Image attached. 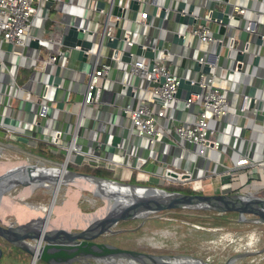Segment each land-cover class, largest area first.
Instances as JSON below:
<instances>
[{"label":"crops","instance_id":"0c3cea01","mask_svg":"<svg viewBox=\"0 0 264 264\" xmlns=\"http://www.w3.org/2000/svg\"><path fill=\"white\" fill-rule=\"evenodd\" d=\"M76 1L71 0V7L67 9L64 7L65 2L57 6L64 16L60 21H54L59 26L53 36H48L50 31L46 35L47 25L50 22L48 17L52 7L50 5L46 11V18L33 31L39 37L37 46L10 45L0 37V131L6 133L5 136H0V147L22 153L27 159H34L32 161L44 158L43 151L34 149L36 145L40 148L44 144L51 153H57L58 151L51 145L53 136L47 135V132L51 129L54 130L55 127L71 130L76 120L75 112L79 110V102L85 89L88 72L93 69L95 64L97 66L101 61H107L111 62V68L100 81L102 88L100 102L84 108L83 124L87 129V137H78V143L83 145L85 139L89 140L91 149L84 152L86 159L83 164L89 159L88 153L98 152L99 155L114 162L113 167L116 168L117 176L113 177L121 180L130 179L133 170H136V176L148 177L147 179L152 183L164 185L168 181L163 179L161 174L166 171L167 167L178 170L189 169L192 172V178L182 185L184 187L188 185L191 187L190 190L196 187L194 192L240 191L264 196V165L257 170L246 169V167L234 168V161L240 152H245L250 158L264 157V0L246 2L249 9L245 13V18L250 19L251 24L255 27V31H247L250 33V37L246 40L238 37L240 32L245 30L242 28L243 23L245 24L244 19H241L239 26L233 27H225L214 22L211 24L213 35L217 31L222 34L225 31L228 34H234L236 47H241L244 41H248L249 50L245 52L240 70H237L234 56L228 58V51L223 45L219 54H214L218 43L216 39L200 41L197 44L198 48L192 47L189 42H184L181 45L172 43L170 39H165L171 37L167 32L169 25L172 27L174 25L170 20H167L168 24L164 25L166 20L163 21L156 15V11L158 5L167 4L168 0H157L155 5H140V7L148 9L147 19L152 24L154 19L160 18V25L166 28L160 32L159 26L153 25L154 28L148 27L146 32L148 33L151 28L150 40L154 38V42L158 40V37H163L164 41L161 47L170 50L169 62L174 73L179 76L196 77L198 71L193 69V60L202 56L206 60L203 62L209 63L210 72H215L216 83L227 92L230 113L222 118L212 115L208 118L210 127L214 129L211 136L218 138L220 145L218 149H209L206 153L207 157L194 153L195 146L181 139L173 131V123L190 122L196 113V105L189 108L184 106V91L181 97H177V102L167 108L166 115L159 118V122L163 126V135L156 142L148 143L146 139L130 133V120L123 114L122 108L123 103L129 100L128 92L124 93L121 90L122 84L126 81L141 88L146 84L144 77L128 73L129 64L121 59L113 62L110 58L113 48L106 45V40L99 48L100 32H96L94 35L91 52L87 54V58L83 62L76 58V50L70 49L64 44L50 41V39L59 38L66 31L67 23L69 25L73 22L86 24V21L81 22L79 15L73 13V11L81 12L74 4ZM178 1H183V7L187 9L192 3L193 13L200 14L204 18L207 15V10L204 12L202 8L211 2L210 0H175L174 2L177 4ZM71 14L74 15L73 20L70 19ZM136 16L134 12L131 18ZM131 18L128 21H119L120 26L129 27L128 24L131 22L129 27L132 29L131 38L137 42L142 40L144 44H149L150 41L145 42V36H141L139 32L141 25ZM95 23H92V28L95 31H101L103 20L97 22L100 26ZM258 35L261 37V43L256 42ZM192 40L194 39L190 38V42ZM226 40L227 36L224 38V42ZM67 49H69V53H66ZM93 51L99 53L96 54ZM50 54H56L54 62L46 60ZM256 54H258V60L253 63L252 59ZM144 58L141 55H133L131 61ZM231 67L233 68V77L228 78ZM54 75L61 76L59 82L53 83ZM45 83H48L45 100L50 105L49 114L46 117L38 118V102L42 100L40 93L44 90ZM249 92L252 95V102H248V107L243 112L248 116L247 122L244 123L243 116L238 113V107L242 93ZM74 116L75 120H73ZM113 125L115 131L119 130L121 137H125V144L121 145L125 149L124 151L126 152V149L132 151L133 145H137L139 154L146 158L140 169L131 167L133 158L127 156L121 147L115 148L104 143L106 134H103V131L108 128L112 129ZM81 130L82 126L79 132ZM245 185L246 188H244ZM4 209L5 207H0V213L4 212ZM10 212L14 214L15 219L17 210L14 208ZM18 217L23 219L25 216L20 211ZM4 220L6 219L4 218ZM20 251L24 253L22 257L7 256L1 260L2 253L0 264H31V256L21 249ZM34 264L48 263L38 259Z\"/></svg>","mask_w":264,"mask_h":264},{"label":"water","instance_id":"95a60500","mask_svg":"<svg viewBox=\"0 0 264 264\" xmlns=\"http://www.w3.org/2000/svg\"><path fill=\"white\" fill-rule=\"evenodd\" d=\"M226 1L223 10L212 9L209 11L210 18L219 21L227 26H239L241 18L237 15L230 18L228 11L230 4ZM84 0H82V3ZM52 0H47L45 6L49 7ZM98 6H103V1L98 2ZM183 7V1H178L176 8ZM129 8L136 9L137 1L130 0ZM193 9V4L189 6V12ZM124 10L120 11L123 13ZM114 13H119V8L114 6ZM158 16L175 22L193 23L196 22L193 15H181L162 7ZM205 19H200L204 23ZM169 32L172 43L183 44L184 38L176 32ZM121 28L116 27L112 38L106 39V45L112 48L120 47ZM163 37H158L157 47L163 44ZM257 43H261L260 35L257 36ZM39 37L28 40L27 45L37 46ZM62 43L70 49L76 50V58L81 62L86 60L87 52L93 43L91 31L83 32L74 24L68 25L66 31L62 33ZM154 38L149 44L139 41L133 45L120 47L119 59L129 64L133 55H141L149 59L151 67L155 55L152 45ZM79 45V48H75ZM222 44L218 41L214 54H219ZM242 47H233L227 50L228 58L234 56L237 70H240L245 52ZM258 54L254 55L252 62L256 63ZM1 67V64H0ZM193 69L205 73L210 72L208 62H200L198 57L193 60ZM233 77V68L229 69L228 78ZM191 78L180 75L175 96L181 97L184 91V98L190 92L200 90L198 82L191 83ZM60 75L53 76V83L59 82ZM163 78H161V81ZM128 88V89H127ZM122 92H129V87L122 84ZM128 90V91H127ZM251 94V92H249ZM123 114L128 118L129 113ZM127 127L126 125L124 126ZM117 128V127H116ZM106 134L105 144L119 148L124 145L125 137H121L120 131L113 128L104 130ZM127 139V138H126ZM122 148V147H121ZM124 150V148H122ZM80 180V187L89 189L91 193L103 200V207L99 212H74L68 218V222L57 225L49 224L50 216L29 213L23 219L15 216L14 221L0 219V241L6 245L19 248L31 256V264L40 259L48 264H74L80 258H91L94 262L88 264H215L198 258L185 255L157 254L135 249H128L116 246L112 243L97 240V238L112 231L113 227L120 221L145 218L146 216L165 210L190 209L204 211L210 215L223 216L224 218L237 216V220L264 225V196L240 191L222 192H194L183 190H169L156 184H139L131 181L121 180L114 177H107L95 173L72 169L68 167L65 160L60 164L46 163L42 160L36 161H4L0 159V200L4 193L16 185L35 188L37 186L51 187L50 206L55 202L61 186ZM93 185L94 187L91 188ZM1 206V205H0ZM3 207V206H2ZM14 208V207H13ZM11 211V209H9ZM30 211V210H29ZM31 212V211H30ZM79 216V218H77ZM79 220V221H78ZM264 252V238L260 248L238 252L227 257L222 264H234L241 257L251 256ZM2 251L0 249V256ZM83 263V262H82ZM76 264V263H75ZM85 264V263H83Z\"/></svg>","mask_w":264,"mask_h":264},{"label":"built area","instance_id":"2783aa9c","mask_svg":"<svg viewBox=\"0 0 264 264\" xmlns=\"http://www.w3.org/2000/svg\"><path fill=\"white\" fill-rule=\"evenodd\" d=\"M47 0H0V37H2L8 44L17 46H26L28 40L35 38V28L39 27L41 21L46 18V11L49 7L45 6ZM103 1V6L99 7L98 2ZM137 8H129L130 0H77L74 4L78 8L82 9V15H79L81 22L86 24H74L78 28H81L83 32L91 31L93 37L96 32H100L101 42L99 48L105 43L107 38H112L117 26L121 28L120 41H124L126 45H133L137 41L131 38L132 29L129 27H121L119 21H128L129 11L136 13L135 18H131L139 25H145L146 27H153V24L148 17V9L140 7L142 4H157V0H136ZM175 0H168L167 4L158 5L156 15L159 14V10L164 7L167 10L173 12H179L181 15H193L196 22L186 23L185 29L180 31L178 26L181 22H175L171 28V32H176L182 35L184 42L192 47L198 48L197 44L200 41H220L225 45L227 50H231L235 47L234 34H228L226 31L218 38H215L212 32V23L221 24L219 21L212 20L209 15V11L212 9L223 10L226 1L224 0H210L212 5L207 10V15L204 18L200 14L193 13V9L189 12V8L182 7L176 8ZM254 0H227L230 7L228 16L230 18L235 15L244 19L242 28L246 31H255V27L251 24L250 19H246V12L249 7L246 2ZM67 3L63 0H52V4H56V7L60 3ZM175 3V4H174ZM117 6L119 13H114L113 8ZM201 6V5H199ZM194 7V6H193ZM123 13H120V11ZM128 11V12H127ZM93 16V17H92ZM204 18L205 22L200 23L199 20ZM248 18V17H247ZM70 19H74V15H70ZM103 20L101 31H95L92 28V23L100 22ZM164 21L165 18H162ZM208 21V22H207ZM95 23L100 26L99 23ZM69 25V23H67ZM227 27V25L222 24ZM159 30L164 31L166 28L163 25H159ZM100 30V29H99ZM141 36H145L142 33ZM227 36V40L224 42V38ZM190 38L194 39L190 42ZM53 43H62V35L57 39H50ZM142 42V40H141ZM75 48H79V45H75ZM242 50L248 49V41H244L241 46ZM152 49L155 52L151 67L149 66V59H135L129 63L128 73L138 76L142 75L146 81L144 87H139L136 84L126 82L129 87V100L125 101L122 105L124 111L129 113L130 120V133L135 136L144 138L148 143H154L163 135V126L159 122V118L166 115L167 108L170 105H174L177 102V96L175 91L178 85L179 75L174 73L170 67V50L164 47H157V40L152 45ZM99 50V49H98ZM87 54L91 52V48L85 50ZM120 47L113 48V53L110 58L114 62L119 60ZM96 54L99 52L93 51ZM63 53V52H62ZM69 53V49L66 50ZM56 54H50L47 57V61L54 62ZM200 62L206 61L204 57L199 56ZM111 68V62L101 61L97 66H93V69L88 72L85 89L82 93L81 101L79 102V110L75 112L76 120L71 127V130H65L60 127L54 128L53 140L51 142L58 153H64V160L66 163L70 162V155L74 152L82 153V144L78 143V137H87V129L83 124V118L85 116L84 108L100 102L102 88L100 81L108 74ZM215 72L205 73L199 71L196 77L191 78V83L195 80L198 82L200 90L197 92H190L187 98H183V104L186 108L193 105L197 106L194 118L190 122L185 123H173L172 128L176 135L181 139L193 144L195 146L194 153L206 156L209 149H218L220 140L216 137H212L211 134L214 129L209 125V116L212 115L216 118H222L226 114L230 113L229 100L227 92L221 86L216 83ZM161 78L163 80L161 81ZM44 90L40 93L42 100L38 102L37 115L38 118L46 117L49 114V103L46 102V90L48 83H45ZM264 86V84H263ZM142 89V90H141ZM142 92V93H140ZM252 95L249 93H242L241 101L238 107V113L243 116L244 123L247 122L248 116L243 112L248 107V102H252ZM81 132L79 130L81 129ZM161 126V127H160ZM166 130L167 128L164 127ZM100 144V143H99ZM101 147V146H99ZM98 147V150H99ZM137 145H133L132 151L126 149L125 154L129 157L132 156L131 167L140 169L146 158L139 154ZM1 152V147H0ZM89 159L85 161L86 164L93 167H104L110 169L114 166V162L107 157H103L96 153H88ZM264 165V157L250 158L245 152H240L238 157L234 161V168H244L257 170ZM162 178L168 182L185 184L192 178V172L188 169L178 170L173 168H166V171L161 174Z\"/></svg>","mask_w":264,"mask_h":264},{"label":"rangeland","instance_id":"374dc122","mask_svg":"<svg viewBox=\"0 0 264 264\" xmlns=\"http://www.w3.org/2000/svg\"><path fill=\"white\" fill-rule=\"evenodd\" d=\"M64 1L68 2L64 3V7H66V9L71 7V0ZM210 6L211 2L209 5L203 7L202 11L206 12ZM78 9L82 12L81 8ZM81 12L73 11L76 15H82ZM129 14L132 17L134 11H129ZM63 16L64 14L61 10L59 11L57 9L56 4L52 5L48 13L50 22L47 25L48 29L46 31V35L48 31H50L48 36L54 35L57 26H59L54 21H60ZM160 21V18L154 19L153 25L159 26ZM166 24H168L167 20L164 22V25ZM128 26H131V22H129ZM178 29L183 31L185 29V24L180 23ZM147 30L148 27L146 29L145 25H141L139 28V32L141 34H146L145 42L150 41L151 28L148 33L146 32ZM221 35L222 33L217 31L214 36L220 37ZM238 37L246 40L250 37V33L246 30H242ZM124 46L127 45L124 41H122L120 47ZM225 60L227 61V58ZM73 120H75V116L73 117ZM53 133L54 130L51 129V131L47 132V135L53 136ZM5 134L3 131H0L1 137L5 136ZM42 145L43 146L40 148L38 145L34 148L35 150L40 149L41 152H44V155H42L44 158H40L38 160L57 165L64 160L65 154L63 152L60 154H57L58 152L51 153V151L46 149L44 144ZM90 149V142L85 139L82 145V151L87 152ZM84 157V154L74 152L70 155L71 163H67V165L74 164L76 165L75 167H77L76 169H82L88 165L86 163L83 164L86 159V157ZM0 159L4 161H13L15 163L26 160H34L27 159L22 153H17L16 151L8 148H1ZM91 170L94 171L92 168ZM115 170L116 168L112 166L110 170L111 173L108 171L111 177L117 176ZM133 171L134 172L131 174L130 179H127L126 181L154 185V183L147 179L148 177L145 178L138 175L136 176V170ZM80 183V180H76L73 183L61 186L54 202L57 209L51 213L49 224L57 225L59 223H63L64 221L68 222V218L72 216L74 212L78 211L87 214L91 212L98 213V210L103 207V200L94 196L89 189L80 187ZM164 185L168 186L169 183L166 182ZM158 186L163 187V185ZM189 188L191 187L187 185L184 187L183 191H194L197 189L196 187L191 190ZM244 188H246V185ZM31 189L32 190L30 191V189H27L26 186L16 185L4 193L5 198L1 202L0 206L5 207L4 212L0 213L3 219L5 218L6 220L14 221V214L8 211L14 206H16L18 210L21 209V212L25 215L27 214L28 216L29 213H32V215H42L44 208L47 209L51 202V187L37 186ZM7 207L8 210H6ZM18 210L16 213L17 218H19L18 214L20 212ZM263 238V224L239 221L237 220L236 215L225 218V220L222 221H214L213 218L210 217V214L204 211L174 209L153 213L145 218L120 221L113 227L112 231L100 235L97 240L112 243L122 248L157 254L185 255L215 264H222L227 257L232 254L244 252L256 247L260 248L263 243ZM1 246H3L1 260L5 257L7 258V256L22 257L24 254L19 248L3 244H1ZM87 261L92 263L94 262L91 258H80L76 260L75 263L83 264L82 262H85V264H88L86 263ZM234 264H264V252L255 255V257H241L235 261Z\"/></svg>","mask_w":264,"mask_h":264},{"label":"trees","instance_id":"16d2710c","mask_svg":"<svg viewBox=\"0 0 264 264\" xmlns=\"http://www.w3.org/2000/svg\"><path fill=\"white\" fill-rule=\"evenodd\" d=\"M68 166L71 168H74V169L77 168V167H75L76 165H74V164H69ZM91 168L94 171H92ZM79 170L92 172V173L102 175V176L111 177V175L109 174V172L111 173L110 169H106L104 167H93L91 165H86V167L79 169ZM163 187L166 189H169V190H183L184 189V186L180 183H169L168 186L163 185ZM210 217H212L214 221L225 220V218L223 216L210 215ZM123 221H125V220H123Z\"/></svg>","mask_w":264,"mask_h":264},{"label":"bare ground","instance_id":"6f19581e","mask_svg":"<svg viewBox=\"0 0 264 264\" xmlns=\"http://www.w3.org/2000/svg\"><path fill=\"white\" fill-rule=\"evenodd\" d=\"M89 186H91V188H93L94 186L93 185H89ZM27 187V189H30V191L32 190L31 189V187H28V186H26ZM25 190H26V188H25ZM24 190V191H25ZM21 193V192H20ZM5 198V195H4V197H3V199ZM27 198V197H26ZM3 199L2 200H0V205H1V202L3 201ZM15 204V203H14ZM13 204V205H14ZM56 204H52V206H48V208L46 209V208H44V212L42 213V215H44L45 217H48V216H50L51 215V213L53 212V211H55L57 208H56V206H55ZM14 208L16 209V210H18V208L16 207V206H14ZM14 208H12V209H14ZM20 211H21V209H20ZM3 212V211H2ZM25 217H27L28 215L26 214H23ZM39 215H41V214H39ZM77 218H79V216L77 217ZM79 221V220H78ZM83 263H85V262H83ZM86 263H88V262H86ZM75 264V263H74Z\"/></svg>","mask_w":264,"mask_h":264},{"label":"flooded vegetation","instance_id":"af4514ba","mask_svg":"<svg viewBox=\"0 0 264 264\" xmlns=\"http://www.w3.org/2000/svg\"><path fill=\"white\" fill-rule=\"evenodd\" d=\"M1 244L5 245V243H3V242L0 241V249H1V251H2V250H3V246H1ZM2 253H3V252H2Z\"/></svg>","mask_w":264,"mask_h":264}]
</instances>
